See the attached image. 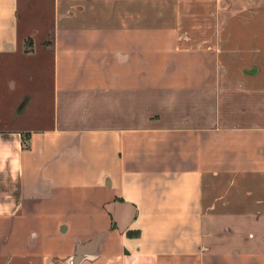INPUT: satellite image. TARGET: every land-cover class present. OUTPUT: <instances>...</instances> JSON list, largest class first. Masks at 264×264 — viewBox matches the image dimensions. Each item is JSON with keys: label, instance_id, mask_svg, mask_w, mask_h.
<instances>
[{"label": "crops", "instance_id": "crops-1", "mask_svg": "<svg viewBox=\"0 0 264 264\" xmlns=\"http://www.w3.org/2000/svg\"><path fill=\"white\" fill-rule=\"evenodd\" d=\"M17 57L0 264H264V0H0L1 98Z\"/></svg>", "mask_w": 264, "mask_h": 264}, {"label": "rangeland", "instance_id": "rangeland-1", "mask_svg": "<svg viewBox=\"0 0 264 264\" xmlns=\"http://www.w3.org/2000/svg\"><path fill=\"white\" fill-rule=\"evenodd\" d=\"M18 58L19 57L16 58L17 60L14 64L17 70L15 71L14 69V72L10 73L15 78H8L9 80H11L9 85L12 86L11 88L8 87L9 96L8 98H1L0 96V120L2 121L0 125H4L6 127H9L10 129L23 127L26 126V124L29 126L40 125V123H38L33 117L32 111L38 110L41 105L42 107L44 106L46 112L47 110H50V105L48 107L47 100L46 102H42V97L44 96V93L47 95V92L50 91V72H48L46 67H42L41 65L35 66V64H32V62L36 63L35 60L37 59V57L34 59H28L27 57L21 59ZM38 59L41 60L43 58L39 56ZM13 63L9 62L7 68L12 69L11 65H13ZM34 69L37 70L38 73L36 71L34 72ZM42 77H44V81H42ZM42 85H44V87ZM26 96L31 99L26 118L19 121L10 120V117L14 118L17 112L14 108V111L11 114V111L14 106L13 103L21 98L24 99ZM240 98L244 100L248 105V115L251 117L255 115L258 117V119H261L262 123H264V95H242L240 96ZM256 114H262V117L260 118V116Z\"/></svg>", "mask_w": 264, "mask_h": 264}]
</instances>
